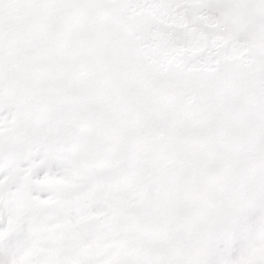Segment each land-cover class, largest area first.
<instances>
[{
  "label": "snow or ice",
  "instance_id": "1",
  "mask_svg": "<svg viewBox=\"0 0 264 264\" xmlns=\"http://www.w3.org/2000/svg\"><path fill=\"white\" fill-rule=\"evenodd\" d=\"M0 264H264V0H0Z\"/></svg>",
  "mask_w": 264,
  "mask_h": 264
}]
</instances>
